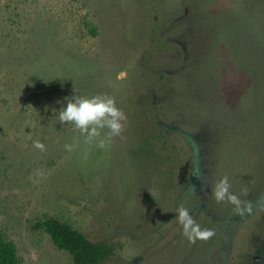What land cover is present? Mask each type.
Returning <instances> with one entry per match:
<instances>
[{"label": "rangeland", "instance_id": "1", "mask_svg": "<svg viewBox=\"0 0 264 264\" xmlns=\"http://www.w3.org/2000/svg\"><path fill=\"white\" fill-rule=\"evenodd\" d=\"M73 95L126 116L106 149L58 121ZM223 176L250 214L212 198ZM262 196L264 0H0V232L19 264H75L35 226L50 216L112 241L102 264H250ZM177 206L215 235L190 243Z\"/></svg>", "mask_w": 264, "mask_h": 264}, {"label": "clouds", "instance_id": "2", "mask_svg": "<svg viewBox=\"0 0 264 264\" xmlns=\"http://www.w3.org/2000/svg\"><path fill=\"white\" fill-rule=\"evenodd\" d=\"M58 121L61 124L70 123L79 130L83 143L92 145L100 149H106L113 136H119L122 132V121L126 116L120 110L113 98L107 95H73L65 98V106L58 113ZM107 130V131H104ZM35 147L43 150V145L34 142ZM65 150L71 152L73 146L64 145ZM194 176L200 177L199 170H195ZM193 188V186H190ZM231 185L227 176L216 181L212 188V198L217 202H227L232 205L235 215L242 216L253 211L251 202H242L239 197L230 191ZM194 190V188H193ZM242 194H247V188L241 189ZM259 205L264 207V196L259 198ZM176 217V222L181 227V234L190 242L197 240H207L215 235L212 229H203L198 224L189 209L177 206L172 209Z\"/></svg>", "mask_w": 264, "mask_h": 264}, {"label": "trees", "instance_id": "3", "mask_svg": "<svg viewBox=\"0 0 264 264\" xmlns=\"http://www.w3.org/2000/svg\"><path fill=\"white\" fill-rule=\"evenodd\" d=\"M159 128L150 132L151 136L158 135ZM43 229L53 244L68 252L75 264H102L113 258L117 249L112 241L106 239L93 241L70 224L56 217L39 220L35 225ZM0 264H19V257L15 244L6 239L0 232Z\"/></svg>", "mask_w": 264, "mask_h": 264}, {"label": "flooded vegetation", "instance_id": "4", "mask_svg": "<svg viewBox=\"0 0 264 264\" xmlns=\"http://www.w3.org/2000/svg\"><path fill=\"white\" fill-rule=\"evenodd\" d=\"M255 250L258 252V254L254 255L251 260H250V257L247 256L245 253L239 252L238 254H243L248 259L250 264H252V262H251L252 260L254 263H258L260 258H261L259 253L263 254V252H264V243L256 245Z\"/></svg>", "mask_w": 264, "mask_h": 264}]
</instances>
